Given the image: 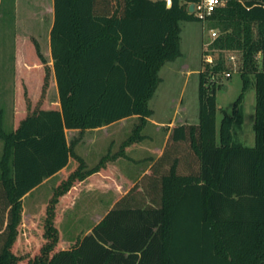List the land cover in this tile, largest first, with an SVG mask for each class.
<instances>
[{"label": "trees", "instance_id": "16d2710c", "mask_svg": "<svg viewBox=\"0 0 264 264\" xmlns=\"http://www.w3.org/2000/svg\"><path fill=\"white\" fill-rule=\"evenodd\" d=\"M191 1L53 0L51 66L35 37L15 34L14 70L22 60L42 70L27 77L23 97L14 93L9 131L0 107V264L22 262L14 248L23 196L70 158L77 166L54 188L44 241L24 264H264V67L253 63L255 53L264 52V0H223L207 18L219 29L210 44L219 55L199 72L197 121L174 125L148 171L90 232L59 247V197L87 178L100 186L98 175L109 173L117 157L132 160L125 148L146 137L159 70L182 54L180 23L200 20L189 11ZM223 50L241 52L243 87L232 113L221 109L217 133L216 88L209 83L224 70ZM248 69L255 86L252 146L233 132L244 119ZM52 72L58 102L48 108ZM130 116L138 122L118 151L88 167L75 151L84 131ZM66 129L79 134L68 140Z\"/></svg>", "mask_w": 264, "mask_h": 264}, {"label": "rangeland", "instance_id": "374dc122", "mask_svg": "<svg viewBox=\"0 0 264 264\" xmlns=\"http://www.w3.org/2000/svg\"><path fill=\"white\" fill-rule=\"evenodd\" d=\"M52 7L53 0H0V107L3 110V124L6 131L12 128L14 93L18 92L19 96L23 97V88L26 87L28 91L27 77L33 75L37 77L36 75H41L42 70L40 66H36L34 68L36 72H33L34 69L28 67L32 63H26L24 60L15 66L14 70V36L22 34L35 37L39 42L42 54L51 66L49 32L53 23ZM180 24L182 54L174 61L166 62L159 70L161 81L149 100V107L153 110V114L142 129V133L146 137L126 147L132 160L120 157L115 162L116 182L114 184L106 182L105 188L102 190V188L95 187L91 181L86 182L85 185L78 183L66 196L60 207L61 217L57 222L60 231V248L62 246L69 248L78 236L84 235L90 227L92 228L99 216L106 212L113 200L117 198L121 184H124L122 174L133 176L144 169L151 159L157 157L158 147L163 151L167 143L168 135L166 136V134L170 127L169 123L173 121L172 125L174 126L184 122L194 123L197 121L199 72L205 70L207 64L209 66L215 64L218 59V50H212L210 44L214 39L211 29L216 30L217 35L219 29L212 27L208 19L204 21L183 20ZM228 53L235 55V65L227 63L225 57ZM221 56L224 61V70L219 74H214L209 83L210 86L214 85L216 88L217 133L223 116L222 110L228 114L232 113L234 101L242 93L243 87L241 52L239 50H223ZM253 63L257 68L264 67V52L255 53ZM225 72H230V76H226ZM248 74L252 80L242 94L243 123L234 127L233 132L236 140L252 146L254 144L252 125L255 112V86L250 69H248ZM52 76L53 72L50 75L47 89L50 98L55 97L57 93L56 86L52 85L53 89L50 88ZM32 81L35 83L34 79ZM31 91L33 95L36 94L33 87ZM137 122L136 116H130V118L123 119L106 129L85 130L81 136L85 141L83 140L79 150L88 157L87 160L90 164L88 167L93 166L108 150L110 153L118 151L121 143L131 134ZM78 134L77 131H68L67 139L70 140ZM90 139L93 140L92 143L88 142ZM2 149L3 141L0 139V157ZM76 166L77 161L70 158L61 175L67 176ZM58 179L59 176H52L24 201L27 209L29 206V211H34V214L33 217L26 214L19 227L14 250L22 260L20 264H24L27 258L34 255L44 241L40 227L43 226L45 216L40 218V214L43 213L44 205ZM34 198L38 205L32 208V205H29L27 201Z\"/></svg>", "mask_w": 264, "mask_h": 264}, {"label": "crops", "instance_id": "0c3cea01", "mask_svg": "<svg viewBox=\"0 0 264 264\" xmlns=\"http://www.w3.org/2000/svg\"><path fill=\"white\" fill-rule=\"evenodd\" d=\"M52 8H53V7H52ZM50 54H51V53H50ZM192 71H193V70H192ZM187 72H188V71H187ZM52 85H53V86H56V80H55V76H54V74H53V76H52V81H51V83H50V88L53 89ZM56 88H57V86H56ZM11 99L13 100V98H11ZM57 102H58V91H57V93H56V96L53 97V98H50L49 95L47 94V106H48V108L53 107L54 104L57 103ZM127 118H130V117H126V118H123V119H127ZM123 119H120V120H118V121H115V122H113V123H111V124H108V125H104V126L99 127V128H94L93 130L106 129V128H108L109 126H111V125H113V124H115V123H117V122H120V121L123 120ZM172 124H173V121H172L171 123L168 124V126H170V127H169V129H168V131H167L166 136H167L168 133L170 132V130H171L172 126H173ZM162 126H163V125H162ZM87 130H92V129H87ZM68 131H69V132H75V131L78 132V130H76V129H66V136H67V132H68ZM68 140H69V139H68ZM83 140L85 141V139L82 138V139L76 144V146H75V151H76V152H77V150H79L80 147H82V142H83ZM90 140H91V141H90ZM90 140H88V142L92 143L93 140H92V139H90ZM157 149H158V154H157V157H158V156L160 155V153H161L162 150H161V148H159V147H158ZM127 150H128V148L125 149L126 154H128ZM77 153L83 157V159L85 160L86 164L89 166L90 164H89V162H88V160H87L88 157H87L85 154L81 153L80 150H79ZM120 157H121V156H120ZM120 157H117L114 161L111 162V164H110V172H109V173H107V174H104V173H103V174H99V175H98V179H99V181H100V186H95V185H94L95 187H97V188H102V190H104L106 182L109 183V184H114V183L116 182V165H115V162H116V161L118 160V158H120ZM157 157H155L154 159H151L150 162H148V165L144 167V169H141L140 172L134 174L133 176H129L128 174H126V175L122 174L121 177H122V179L124 180V182H123L124 184H121L120 192L118 193V195H117L116 197L118 198V197L121 196L122 194L126 193V192L128 191V189H129L130 187H132V186L135 184V182H136V181H137V180H138L143 174H145V173L148 171L149 167L151 166V164L153 163V161H154ZM122 158H123V157H122ZM89 159H91V158H89ZM91 161H92V159H91ZM97 161H98V160H97ZM90 163H91V162H90ZM96 163H97V162H96ZM66 166H67V165H66ZM66 166H65V167H66ZM65 167H63V168L60 169L58 172H56L55 174L52 175V176H59V179H58V181H57L55 187L59 184V182H60L62 179H64V178L67 177V176L64 177V176L61 175V172H62V170H63ZM52 176H49V177H47L46 179H44L39 185H37L36 187H34L32 190H30L27 194H25V195L23 196V198H22V206H23V211H22V222L24 221V219H25V215H26V214H28L29 217H33V214H34V211H33V212H32V211H29V206H28V209H27V206H25V203H24L25 199L31 197L32 192H33L36 188L40 187L42 184H44L45 182H47V180H49V178H51ZM89 181H90V179L87 178V179H85V180H83V181H81V182H79V183H83V185H85V183H86V182H89ZM55 187H54V188H55ZM53 190H54V189H53ZM53 190H52V193H53ZM70 191H71V190H69V191H68L67 193H65L63 196L59 197L58 203L56 204V208H55V225H56L57 229H58L57 222H58L59 218L61 217V215H60V212H61V210H60L61 204H62L63 200H65L66 196L70 193ZM52 193H51L50 197L52 196ZM50 197L48 198V200L50 199ZM116 197H115V198H116ZM117 198H116V199H117ZM116 199H114L113 202H112V204L106 209V212L112 207V205H113V203L115 202ZM48 200H47V202H48ZM42 201H43V199H42ZM27 202H29V205H32V208H33L35 205H38L37 202H36V198H34V199H29ZM47 202H46V204H47ZM40 203H41V202H40ZM46 204L44 205L43 213L40 214V218L45 216ZM106 212H104V214H105ZM104 214H102V215L99 216V218H98V220L95 222V224H96V223H97V222L103 217ZM22 222H21V223H22ZM95 224H94V225H95ZM42 227H43V226H42ZM42 227H40V229H41V235H42V238H43V228H42ZM92 227H93V226H92ZM90 230H91V227H90L85 233L90 232ZM58 232H59V235H60V231H59V229H58ZM43 240H44V239H43ZM61 248L64 249L65 247L62 246Z\"/></svg>", "mask_w": 264, "mask_h": 264}, {"label": "built area", "instance_id": "2783aa9c", "mask_svg": "<svg viewBox=\"0 0 264 264\" xmlns=\"http://www.w3.org/2000/svg\"><path fill=\"white\" fill-rule=\"evenodd\" d=\"M222 0H217V3L214 5H209L206 3V0H194L188 3L189 5H194L193 13L200 19V20H206L212 13L216 10L217 7H219L222 4ZM211 35L213 38L217 36V31L211 29ZM227 63L235 65L236 58L233 53H228L225 57ZM226 76H230V72H225Z\"/></svg>", "mask_w": 264, "mask_h": 264}, {"label": "water", "instance_id": "95a60500", "mask_svg": "<svg viewBox=\"0 0 264 264\" xmlns=\"http://www.w3.org/2000/svg\"><path fill=\"white\" fill-rule=\"evenodd\" d=\"M170 3H171V0H167V4L170 5ZM193 9H194V5H192V4L189 5V11L192 12Z\"/></svg>", "mask_w": 264, "mask_h": 264}, {"label": "clouds", "instance_id": "9594fccd", "mask_svg": "<svg viewBox=\"0 0 264 264\" xmlns=\"http://www.w3.org/2000/svg\"><path fill=\"white\" fill-rule=\"evenodd\" d=\"M206 3L209 5H214L215 3H217V0H206Z\"/></svg>", "mask_w": 264, "mask_h": 264}]
</instances>
